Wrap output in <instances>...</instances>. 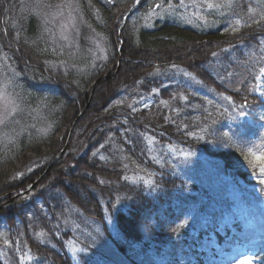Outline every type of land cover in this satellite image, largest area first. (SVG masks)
Instances as JSON below:
<instances>
[{
  "label": "trees",
  "instance_id": "1",
  "mask_svg": "<svg viewBox=\"0 0 264 264\" xmlns=\"http://www.w3.org/2000/svg\"><path fill=\"white\" fill-rule=\"evenodd\" d=\"M60 1L49 0L52 4ZM79 1L91 21L95 19L93 11L98 12L102 30L110 35L113 46L101 65L91 66V75L86 71L90 63L85 56L86 33L74 61L67 60L64 69V64L54 60L47 32L35 9L23 0H0V51L8 56L25 88L40 99L45 97L53 107L48 116L52 124L49 131L23 132L0 151V225L5 223L14 230L23 227L35 255L30 264H157L149 254L152 246L167 249L174 259L199 258L204 238L211 232L219 236L217 228L232 212V196L207 168L189 172L198 161L182 164V173L153 162L144 134L150 133L164 144L175 143L214 154L219 172L237 178L243 173L234 167L244 161V148H237L233 139L224 135L228 118L211 124L205 142L184 128L190 120L191 124H200L204 118L199 115L186 114L185 120L179 121L162 109L134 111L120 99L125 92H151L153 88H161V95L170 97L174 84L168 83L172 76H158L156 70L174 65L189 70L203 84L231 96L241 106L261 104L252 89L258 67L251 56L257 57L264 48V19L246 22L235 32L219 22L195 26L174 14L157 18L151 26L139 25L140 19L132 21L133 16L145 13L154 3L143 0L121 29L115 20L123 22L136 0ZM238 1L243 5L249 4L245 1L257 2ZM259 2L264 4V0ZM84 27L86 31V24L83 31ZM120 37L124 46L119 53ZM226 48L230 50L225 51ZM119 56L122 62L118 67ZM230 73L237 74L238 81L229 77ZM105 74L109 76L102 77ZM226 77L231 80L225 81ZM175 85L174 91L182 86L189 93L181 83ZM72 126L65 153L53 162L66 146ZM228 128L240 130L237 124ZM111 136L121 138L132 162H141L156 171L155 189L149 191L144 184L127 180L124 162L118 158L111 161L100 151ZM221 143L228 148L218 147ZM192 185L205 190L201 192L203 198L191 194ZM118 200L127 205L118 211L112 230L109 220L116 212ZM191 203L197 204L196 218H176L180 208ZM72 206L101 227L95 245L87 243L89 250L81 252L76 260L67 250L70 233L59 234L52 224L58 208ZM45 207L51 217L43 212ZM31 212L49 234L50 242L37 236L36 227L33 233L29 229ZM233 224L238 228L236 222ZM130 248L135 250L129 253ZM263 251L261 248V254ZM0 264L9 263L0 256Z\"/></svg>",
  "mask_w": 264,
  "mask_h": 264
},
{
  "label": "rangeland",
  "instance_id": "2",
  "mask_svg": "<svg viewBox=\"0 0 264 264\" xmlns=\"http://www.w3.org/2000/svg\"><path fill=\"white\" fill-rule=\"evenodd\" d=\"M23 1L33 7L39 15V19L47 32L54 60L57 63L64 64V69L67 68L65 64L67 60L74 61L75 51L79 50L81 37L84 33L87 35L84 41L86 42L88 53L86 55L81 52V55L85 54L91 63H89V67H86L87 75H91L93 72L91 66L96 64L97 68L102 64V61L106 60L108 50L112 49L113 46L110 43V35L106 33L105 29L104 31L102 30L101 21L96 10L93 11L95 19L91 21L85 17L79 0H62L56 4L50 3L49 0ZM237 1L231 0L229 3L228 0H212V2L220 4L221 7L208 8L206 6L208 0H183V6H181V0H153L154 3L163 5L162 8L155 9L160 14L152 16L146 21L145 16L149 10L145 13L139 12L133 16L132 21L138 22L137 20L140 19L139 25L151 26L157 18L174 14L183 21L195 26H209L219 22L225 28L230 30L236 28L238 30L246 22L256 21L261 16H264V4L259 2V0H257L256 4L245 1L249 3L248 5H243V3ZM154 3L150 8L156 5ZM169 5H172V7L169 8ZM237 20L240 21L239 25L236 23ZM115 23L116 26L117 23H120L121 29L125 26V22H120V19H116ZM84 24L88 27L86 31L85 27L83 31ZM119 40V51H121L124 45L122 40ZM229 50L225 49V51ZM221 56L222 54H220ZM251 58L255 60V65L258 67L255 73V81L253 82V90L262 103L264 99V72H261L260 69L264 68V48H261V53H257V57L252 55ZM121 62L122 59L119 56L118 67ZM156 74L162 77L172 76L173 79L168 83L174 84L170 97H163L160 93L161 88H153L151 92L133 90L129 93L125 92L120 101L126 102L134 111H139L142 108L165 110L168 116L179 121H184L183 117H186V114H192L195 117L199 115V117L204 118L200 124H191L190 120L188 122L189 125L187 122L184 123V128L192 137L202 139L205 142H208L205 137L208 135L211 124H216L219 121L221 123L222 119L228 118L225 120L227 126H231L235 122H238L240 127H242L241 124L246 125L247 135L244 138L246 149L252 148L257 155L264 149V120L260 118L264 116V107L262 105L258 107L250 105L241 107L233 101L231 96L219 93L213 88L206 86L192 72L179 66L173 65L169 68L158 69ZM106 76H109V74H105L102 77ZM236 76L238 75L232 73L229 75L231 78ZM229 77H226L225 81H230ZM235 81H238V77H236ZM175 83H181L189 90V93L182 86H179L174 91L173 89L177 87ZM96 85L97 81L91 87V96L94 94ZM5 86L8 94L15 99L19 111L9 117L4 124H0V151L4 150L8 143L23 132L37 134L42 131L45 133L50 130L52 125L48 116L53 111V107L49 105L48 101H45L47 100L45 97L40 99L37 93L25 88L19 73L11 65L8 56L0 51V88ZM225 97H231V99L228 100ZM87 107L83 109L82 114ZM241 111L245 115H239ZM246 130H241L240 134L245 135ZM122 132L123 139L126 140L127 136H125L124 131ZM218 137L216 138L218 139ZM144 139L149 148V158L167 170H170V168L178 170L182 167V162L190 160H204L208 161L210 165L212 155L207 154L202 149H192L175 143L164 144L150 133L144 134ZM258 145L261 147L257 148L256 146ZM102 146L105 147L101 148L100 151L109 157L111 161H115L118 158L124 162L125 178L127 180L133 183H142L149 191L156 188V171L141 162H132L123 147L121 138L111 136L107 144ZM244 153V161L235 170L241 168L243 174L249 179V183L243 180L240 183V179L237 181L228 178L224 174L222 176L216 174L217 177H221L226 181V186L235 198V213L243 220L244 231L241 234H237V238L232 237L229 239L226 244L233 248L229 251H224L222 246H218L214 241L207 242L204 252L209 259L205 264H264L253 255L259 246H264V184L260 182L259 169H254L249 163L250 160H254V157L248 156L247 151ZM210 173L214 174L213 168ZM256 197L258 200H256ZM126 205L124 200L117 201L115 205L116 212L109 220L112 230L115 227L116 214L118 211L123 210ZM45 208L47 210L44 211L42 209L43 212L51 217L48 213V208ZM184 209V211H181L180 216L184 214L190 216L192 210H194L193 207L190 208L189 206ZM78 211L73 206L65 209L60 207L56 210L57 216L52 218L53 227L59 234L64 231L70 233L66 244L69 253L74 259H77L78 255L87 249L86 244L88 242L98 241V234L101 230L98 223L81 216ZM29 221V229L32 233L36 227L37 236L45 242H50L49 234L42 228L34 212L30 213ZM238 238H241V247L236 244ZM211 249H216L219 255L215 257ZM129 251L132 252V249ZM151 252L157 255L159 264H191L190 259H182L179 263H175L167 251H159L153 248ZM85 253L89 254L90 251ZM0 256L5 258L9 264H30L35 260L34 252L25 238L23 227L19 226L17 230H14L10 229L5 223L0 225ZM246 257H251V261L249 262Z\"/></svg>",
  "mask_w": 264,
  "mask_h": 264
},
{
  "label": "snow or ice",
  "instance_id": "3",
  "mask_svg": "<svg viewBox=\"0 0 264 264\" xmlns=\"http://www.w3.org/2000/svg\"><path fill=\"white\" fill-rule=\"evenodd\" d=\"M140 0H136V3H139ZM228 2L230 3L231 0H228ZM181 6H183V0H181ZM208 8H219L221 7L220 4L214 3L212 2V0H208L207 5ZM163 5L162 4H156L154 5V7L149 9L148 14L145 16V20H149L152 16L155 15H159L160 13L155 11V9H159L162 8ZM172 5H169V8H171ZM203 19V17H201ZM261 19H264V16H261ZM237 25L240 24V21L237 20L236 21ZM256 23H259L258 21ZM232 31H237L236 28H233ZM261 72H264V68L260 69ZM258 90V89H257ZM225 99L230 100L231 97H225ZM245 103H247L245 101ZM243 107V106H241ZM19 111V107L16 104V101L14 98H12L10 96V94H8L6 86L3 88H0V124H4L6 122V120L11 117L14 113H17ZM239 115L243 116L245 115V113L243 111H241L239 113ZM262 120H264V116L260 117ZM225 136H228V133H224ZM227 146V145H226ZM257 148H260L261 146H256ZM247 155L248 156H252L254 157V160H250L249 163L251 164V166L255 169L258 168L259 169V174L261 176V180L260 182L262 184H264V149L261 150V153L259 155H257L256 152L253 151L252 148H248L247 150ZM30 259V257H29ZM246 259L250 262L251 261V257H246Z\"/></svg>",
  "mask_w": 264,
  "mask_h": 264
},
{
  "label": "water",
  "instance_id": "4",
  "mask_svg": "<svg viewBox=\"0 0 264 264\" xmlns=\"http://www.w3.org/2000/svg\"><path fill=\"white\" fill-rule=\"evenodd\" d=\"M126 18H127V16H126ZM95 86V85H94ZM81 115H82V113H81ZM77 121V120H76ZM72 131V130H71ZM70 135H71V132H70ZM70 135H69V139H70ZM69 139H68V141H67V144H66V146L64 147V149L58 154V156H56V158L53 160V162L54 161H56L57 159H59L63 154H64V152H65V150H66V147H67V145H68V142H69ZM52 162V163H53ZM52 164H50V166H51ZM49 166V167H50ZM48 171V170H47Z\"/></svg>",
  "mask_w": 264,
  "mask_h": 264
}]
</instances>
